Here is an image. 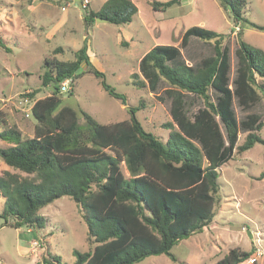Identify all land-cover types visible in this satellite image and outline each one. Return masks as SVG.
Here are the masks:
<instances>
[{
	"label": "trees",
	"instance_id": "trees-1",
	"mask_svg": "<svg viewBox=\"0 0 264 264\" xmlns=\"http://www.w3.org/2000/svg\"><path fill=\"white\" fill-rule=\"evenodd\" d=\"M218 1L230 15L231 31L238 27L232 80L225 34L199 25L187 27L179 42L181 48L191 38L211 43L212 53L197 65L182 60L178 46L157 44L141 57L138 72L131 75L136 88L155 91L161 81L166 84L158 96L170 100L171 120L162 124L169 130L165 141L145 130L135 117L143 107L141 101L130 107L128 119L107 124L83 110L79 122L74 108L61 105V82L67 78L73 82L85 71L110 96L127 104L125 95L91 64L86 43L73 51L72 60L44 58L40 86L49 94L36 98L39 88L28 94L35 119L33 135H24L14 124L0 131V138L11 144L0 147V159L11 168L0 174L4 225L31 231L44 228L47 218L38 214L39 209L68 196L80 209L91 246L87 251L74 249L73 264H136L160 254L175 261L170 250L176 243L209 228L219 190L217 169L235 152L264 146L261 115L248 113L239 121L233 108L234 99L242 109L264 104V51L241 38L245 26L264 31V24L244 16L246 0ZM180 2L150 0L149 4L154 11H164ZM83 9L87 25L97 16L114 25L126 24L138 11L132 0H105L96 11L86 4ZM186 94L203 104L191 115L185 107ZM240 129L246 135L237 145ZM263 177L264 171L258 178ZM250 254L234 247L213 264H244ZM42 264L65 263L47 251Z\"/></svg>",
	"mask_w": 264,
	"mask_h": 264
},
{
	"label": "rangeland",
	"instance_id": "rangeland-1",
	"mask_svg": "<svg viewBox=\"0 0 264 264\" xmlns=\"http://www.w3.org/2000/svg\"><path fill=\"white\" fill-rule=\"evenodd\" d=\"M78 1L82 6H79ZM105 0H0V99L19 102L39 88L36 98L49 94L40 86L44 58L72 60L73 51L85 43L91 64L105 74L106 82L116 92L125 95L127 104L110 96L90 72H83L60 92L61 105L74 108L82 122L80 111L88 113L101 124L113 123L130 117V107H143L134 115L147 131L165 141L169 130L162 124L170 121V100L158 99L167 87L160 82L155 91L132 85V73L138 72V58L157 44L178 46L187 64L197 65L212 53L210 42L191 38L184 48L179 46L182 32L199 25L225 34L229 46V76L235 75L237 28L218 0H181L164 11H154L150 0H132L137 13L129 23L114 25L95 20L84 21L83 4L96 10ZM164 1V0H160ZM244 16L256 24H264V0H246ZM86 38V41H85ZM241 38L264 51V31L245 26ZM61 51L55 53V48ZM7 48V50H6ZM82 66L81 70H84ZM1 102V101H0ZM2 102V103H3ZM32 101L29 99L28 105ZM199 98L186 94L185 107L189 115L202 107ZM27 107V106H26ZM233 108L240 121L248 113L257 112L264 122V104L242 109L234 99ZM18 116L25 119L24 112ZM0 110V120L4 118ZM264 138V124L260 130ZM246 132L239 130L237 145ZM6 165L0 159V167ZM122 172H128L121 163ZM2 170L0 169V172ZM219 190L215 195L212 222L207 230L176 243L169 255H151L136 264H211L229 249L237 247L251 252L244 264H264V146L255 144L245 152H235L232 159L218 169ZM3 199L0 197V211ZM47 218L44 228L31 231L4 225L0 217V264H42L47 251L58 255L65 264H73L74 249L87 251V228L80 209L68 196H61L38 211Z\"/></svg>",
	"mask_w": 264,
	"mask_h": 264
},
{
	"label": "crops",
	"instance_id": "crops-1",
	"mask_svg": "<svg viewBox=\"0 0 264 264\" xmlns=\"http://www.w3.org/2000/svg\"><path fill=\"white\" fill-rule=\"evenodd\" d=\"M98 9H96V10H98ZM96 10H94V11H96ZM145 53H143L138 58L139 61H140L141 57ZM0 101H1L0 102V110H3L4 114H5L4 118L2 120H0V131L3 129L4 126L14 124L20 129V131L24 135L31 137L33 135V127H34V124H35V119L31 115V111H30L32 102L28 105L29 100L26 101V102L24 100H21L19 102L10 101V100L6 101V102H3L4 99L1 98ZM16 109H20V110H22L24 112L25 119H23V118H21L20 116L17 115L18 114V110H16ZM10 145H11L10 143H8L7 141H5V140L0 138V147L5 148V147H8ZM0 169L2 171L3 170L11 171V168H9L7 165L5 167H0ZM1 172H0V174H1ZM213 263H211V264H213Z\"/></svg>",
	"mask_w": 264,
	"mask_h": 264
},
{
	"label": "built area",
	"instance_id": "built-area-1",
	"mask_svg": "<svg viewBox=\"0 0 264 264\" xmlns=\"http://www.w3.org/2000/svg\"><path fill=\"white\" fill-rule=\"evenodd\" d=\"M84 1L87 2L88 0H84ZM83 5H85V4H83ZM235 28L238 29V27H235ZM70 81H71V79H70V78H67V79H65L64 81L61 82V84H60V92H65V91H67V89H68V88H67V84H68ZM24 101L26 102V101H28V99L25 98Z\"/></svg>",
	"mask_w": 264,
	"mask_h": 264
},
{
	"label": "water",
	"instance_id": "water-1",
	"mask_svg": "<svg viewBox=\"0 0 264 264\" xmlns=\"http://www.w3.org/2000/svg\"><path fill=\"white\" fill-rule=\"evenodd\" d=\"M78 4H79V6H82L81 2H79V1H78ZM95 20H100L102 22H107L108 21L107 19H105L103 17H99V16L95 17Z\"/></svg>",
	"mask_w": 264,
	"mask_h": 264
}]
</instances>
